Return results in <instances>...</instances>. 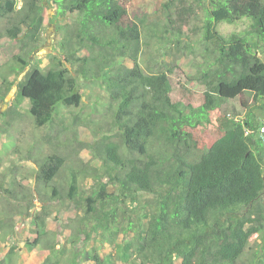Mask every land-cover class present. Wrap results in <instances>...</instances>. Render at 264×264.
Listing matches in <instances>:
<instances>
[{
	"label": "trees",
	"instance_id": "trees-1",
	"mask_svg": "<svg viewBox=\"0 0 264 264\" xmlns=\"http://www.w3.org/2000/svg\"><path fill=\"white\" fill-rule=\"evenodd\" d=\"M19 1L0 0V18L10 20L8 38L21 43L22 52L14 58L23 68L26 55L40 45L46 15L43 0ZM134 2L52 0L60 51L45 70L34 67L20 77V68L11 65L12 79L0 75V101L17 87L9 113L25 111L35 128L52 131L49 150L30 143L20 155L13 148L17 156L0 179V235L13 232L12 219L28 214L36 194L42 206L33 214L34 236L26 237L25 249L45 240L48 253L40 264H263L264 241L259 246L258 239L264 240V204H259L264 143L258 128L264 121V58L259 55L264 54V0H208L202 61L186 81L179 79L184 73L176 63L163 62L149 72L140 66L147 24L136 15ZM242 19L248 21L243 31L224 35L217 29L220 22ZM171 30L158 38L167 48ZM177 39L176 49L185 43ZM78 78L99 81L110 115L107 127L100 129L91 119L96 130L79 137L72 125L86 126L90 120L74 117L68 123L59 111L81 104ZM192 81L203 89L190 87ZM236 99L244 108L241 119L235 116ZM213 112L216 133L202 143L193 130L210 124ZM62 139L69 146L74 141L78 150H58ZM82 151L90 157L83 168L68 166ZM27 161L31 174L13 175L11 170L17 173ZM101 171L106 180L99 192L84 198L83 215L73 216L65 240H55L57 234L46 228L47 198L61 199L63 187L78 210L79 183ZM109 185L115 188L112 194ZM12 249L0 264L13 263Z\"/></svg>",
	"mask_w": 264,
	"mask_h": 264
},
{
	"label": "rangeland",
	"instance_id": "rangeland-1",
	"mask_svg": "<svg viewBox=\"0 0 264 264\" xmlns=\"http://www.w3.org/2000/svg\"><path fill=\"white\" fill-rule=\"evenodd\" d=\"M21 1V0H20ZM19 1V4H20ZM43 6L46 15V24L41 36L40 45L35 49L32 54L26 55L27 66L21 67L20 63L14 58L15 55L22 52L20 49L21 43L11 40L5 33V29L10 26V20L8 18H0V33L2 37L0 38V75H4L10 79L13 78V71L8 70L11 65L20 68L19 71L22 72L20 77L26 75L31 71L32 68L37 67L45 70L51 63V56L58 51H60V38L61 32L58 31V22L54 21L52 14L57 12V7L52 3V0H43ZM135 13L136 15L145 18V22L148 25L142 27L141 40H142V52L140 56V66L145 72H149L151 69H155L160 63L165 62L168 66H172L175 63L183 68L182 75L179 79L186 81V76L193 75L197 70L198 65L202 61L198 56L203 50V45L201 41L202 27L205 17L204 8L208 6V0H135ZM168 13L171 15L168 16ZM151 22H155L157 25H152ZM248 21L242 19L235 24H230L227 22L218 23L217 29L220 33L226 35L230 32H240L247 28ZM150 27V28H149ZM152 28V29H151ZM169 28V29H168ZM172 29V30H171ZM153 30V31H152ZM171 30L172 41L167 44H162L158 38L161 35H166L168 31ZM169 35V34H168ZM167 35V37H168ZM177 36L179 39L185 43L183 46L176 49ZM164 42V41H163ZM186 53V55H184ZM261 58H264V54H259ZM187 74V75H186ZM79 90L83 94V99L78 107L67 108L64 106L59 107L60 116L70 122L74 117L86 118L90 120L86 126L83 125H72L74 131H77V136L95 129V125L92 124V120L101 126L100 129L107 127L106 122L108 119L109 111H107L108 97L105 90L100 85L97 80L85 81L82 78H78ZM190 87L195 90L201 91L203 87L197 84L195 81L189 83ZM17 87L13 85L5 99L0 101V179L1 174L9 172L7 166L11 163V159L17 156V154H12L14 147H17L23 155L25 148L30 144L34 143L43 150H49L52 145L51 129L49 127L35 128L33 124V117L28 115L25 111H21V114L15 115V113H9L11 107V101L16 96ZM237 108V114L235 115L237 119H241L244 116V108L240 106L239 101L236 99L233 101ZM4 112L5 114H2ZM259 120L263 119V113L256 110ZM231 117V113L226 114ZM92 119V120H91ZM68 120V121H67ZM210 124L201 129H194V134L198 137L199 141L202 143H207L210 138L216 133L214 125L216 124V114L213 112L210 115ZM73 129L71 131H73ZM96 130V129H95ZM75 131V132H76ZM48 139L51 140L48 142ZM53 140H56L53 138ZM66 145L64 139L59 140L58 150L68 153L72 150H78L72 147L74 141H68ZM66 156V154L64 153ZM71 157V156H70ZM80 158L78 161L73 158L67 161L68 166L74 167L75 169L83 168V161H86L88 154L85 151L78 153L75 157ZM22 163V162H21ZM19 163V164H21ZM31 164L23 162L21 168L15 173L11 170L13 175L22 179L27 175L31 174L30 168ZM67 170V169H66ZM55 180V185L57 187L62 184V178L65 175L64 172ZM85 175V174H84ZM83 175V176H84ZM14 178V176L12 177ZM106 178L103 177V172H98L93 176L86 175L82 178L80 191L78 193L77 199L79 209H76V205L70 201L66 196V189L63 187L60 189L63 197L61 199H48L45 203L46 210L50 213V218H47L46 228L57 234L55 240L64 241L65 237L68 236L70 231L69 224L73 216L83 215L84 207L86 206L84 198L91 194L92 191H98L101 182H104ZM32 182L30 179L29 183ZM34 187L31 185V190ZM99 192V191H98ZM115 192L113 185L108 186V193L112 194ZM50 193L48 192V197L50 198ZM26 204V203H24ZM259 204H264V200H260ZM42 202L37 199V195L33 196V204L28 212V214H23L19 216H14L12 219L14 223L13 232L8 234L7 232H2L0 235V258L7 255L8 251L12 247L13 251V263L12 264H40L45 255L48 253L44 242L38 243L33 249L26 250L25 242L27 236H34V225L33 214L41 209ZM1 209V208H0ZM56 217V218H54ZM48 238H53L51 235ZM263 238L258 239V245L260 246ZM264 264V262H263Z\"/></svg>",
	"mask_w": 264,
	"mask_h": 264
},
{
	"label": "built area",
	"instance_id": "built-area-1",
	"mask_svg": "<svg viewBox=\"0 0 264 264\" xmlns=\"http://www.w3.org/2000/svg\"><path fill=\"white\" fill-rule=\"evenodd\" d=\"M246 133H248V130L246 131ZM258 134H259L262 142L264 143V121H262L261 125L258 128Z\"/></svg>",
	"mask_w": 264,
	"mask_h": 264
},
{
	"label": "water",
	"instance_id": "water-1",
	"mask_svg": "<svg viewBox=\"0 0 264 264\" xmlns=\"http://www.w3.org/2000/svg\"><path fill=\"white\" fill-rule=\"evenodd\" d=\"M263 180H264V177H263Z\"/></svg>",
	"mask_w": 264,
	"mask_h": 264
}]
</instances>
